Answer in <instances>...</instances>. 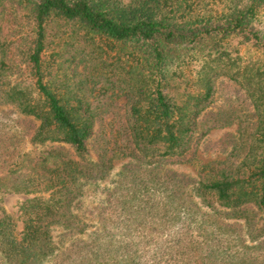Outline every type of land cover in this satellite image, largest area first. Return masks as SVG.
<instances>
[{
  "label": "trees",
  "instance_id": "trees-1",
  "mask_svg": "<svg viewBox=\"0 0 264 264\" xmlns=\"http://www.w3.org/2000/svg\"><path fill=\"white\" fill-rule=\"evenodd\" d=\"M0 55V99L46 146L23 157L34 196L21 227L0 219V264H264V0H0ZM221 79L249 113L210 111ZM244 114L225 161L194 181L167 168ZM118 159L88 233L81 185Z\"/></svg>",
  "mask_w": 264,
  "mask_h": 264
},
{
  "label": "rangeland",
  "instance_id": "rangeland-1",
  "mask_svg": "<svg viewBox=\"0 0 264 264\" xmlns=\"http://www.w3.org/2000/svg\"><path fill=\"white\" fill-rule=\"evenodd\" d=\"M216 87L215 102L210 110L212 113L220 110L230 113H249L246 110V91L241 86L228 79H221ZM252 120L254 121L252 115L247 114L243 118L245 123L243 126L241 120L236 119L225 128L212 130L198 146L194 147L195 160L193 162L168 165L167 168L187 179L197 180L203 166L225 161L233 149L241 145V128L245 129V125V130L251 128ZM39 126V121L34 117L24 115L17 105L0 99V219L11 217L19 227L22 226V206L34 196L18 190L20 183L23 180L28 182L31 174V166H25L23 157L36 149L32 144V138ZM45 148L46 146H39L36 150L40 151ZM91 156L94 157L92 151ZM129 162V159H118L114 162V169L105 180L95 183L83 182L81 185L83 195L77 202L75 212L90 225L88 233L100 226L99 211L103 208L106 195L118 185L121 170ZM15 183H19V186ZM39 195L48 197L49 192L41 189ZM53 236L57 245L70 241L60 228L53 231Z\"/></svg>",
  "mask_w": 264,
  "mask_h": 264
}]
</instances>
